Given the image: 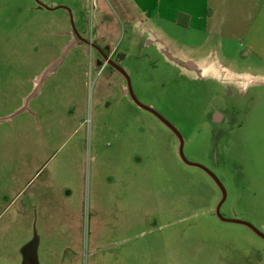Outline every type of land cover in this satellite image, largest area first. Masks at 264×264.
Returning <instances> with one entry per match:
<instances>
[{
  "label": "rangeland",
  "instance_id": "1",
  "mask_svg": "<svg viewBox=\"0 0 264 264\" xmlns=\"http://www.w3.org/2000/svg\"><path fill=\"white\" fill-rule=\"evenodd\" d=\"M128 11L0 0V264H264V239L218 217L217 183L100 54L217 176L223 217L263 233L264 65Z\"/></svg>",
  "mask_w": 264,
  "mask_h": 264
},
{
  "label": "crops",
  "instance_id": "2",
  "mask_svg": "<svg viewBox=\"0 0 264 264\" xmlns=\"http://www.w3.org/2000/svg\"><path fill=\"white\" fill-rule=\"evenodd\" d=\"M117 1L125 12H129V5L134 6L165 31L186 37L194 33L207 40L215 38L240 45L264 65V0ZM207 59L201 62L200 69L212 64Z\"/></svg>",
  "mask_w": 264,
  "mask_h": 264
},
{
  "label": "water",
  "instance_id": "3",
  "mask_svg": "<svg viewBox=\"0 0 264 264\" xmlns=\"http://www.w3.org/2000/svg\"><path fill=\"white\" fill-rule=\"evenodd\" d=\"M102 55L104 56V58L107 60V62L115 67L117 70H119L126 78L127 80V83H128V90H129V93L132 97V99L134 100V102L139 105L140 107L152 112L153 114H155L167 127H169L174 133L175 135L179 138L180 140V156L182 158V160L188 164V165H191V166H195V167H198V168H201L203 169L206 173H208L212 178L213 180L217 183V185L219 186V188L221 189L222 191V200L220 202V204L218 205L217 207V215L218 217L223 220V221H226V222H232V223H237V224H242V225H245V226H248L249 228H251L255 233H257L260 237H262L264 239V233L259 231L256 227H254L252 224L250 223H247V222H244V221H239V220H231V219H225L223 217V215L221 214V208H222V205L224 204V202L226 201L227 199V192L224 188V186L222 185V183L220 182V180L217 178V176L212 173L209 169L205 168L204 166L202 165H199V164H194V163H191L189 162V160L186 158L185 154H184V139L181 135V133L179 132V130L174 126L172 125L168 120H166L162 115H160L157 111H155L154 109L148 107V106H145L143 105L136 97L134 91H133V88H132V84H131V80H130V77L129 75L121 68L119 67L117 64H115L109 56L105 55L102 53Z\"/></svg>",
  "mask_w": 264,
  "mask_h": 264
},
{
  "label": "flooded vegetation",
  "instance_id": "4",
  "mask_svg": "<svg viewBox=\"0 0 264 264\" xmlns=\"http://www.w3.org/2000/svg\"><path fill=\"white\" fill-rule=\"evenodd\" d=\"M100 56L104 59V62H105V64H106V67H111V68H113L114 70H116L117 72H119L124 78H125V76L119 71V70H117L115 67H113V66H111L108 62H107V60L104 58V56L103 55H101L100 54ZM126 79V78H125ZM132 84V83H131ZM133 88V87H132ZM127 89H128V87H127ZM128 92H129V90H128ZM130 94V93H129ZM131 96V95H130ZM132 98V97H131ZM134 101V100H133ZM212 121L214 122V123H216V124H220V123H223V121H224V117H223V115L220 113V112H216V113H214L213 115H212ZM209 175V174H208ZM210 176V175H209ZM211 177V176H210ZM212 178V177H211ZM213 179V178H212Z\"/></svg>",
  "mask_w": 264,
  "mask_h": 264
}]
</instances>
